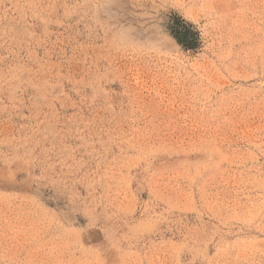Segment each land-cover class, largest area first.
Here are the masks:
<instances>
[{
  "label": "rangeland",
  "instance_id": "1",
  "mask_svg": "<svg viewBox=\"0 0 264 264\" xmlns=\"http://www.w3.org/2000/svg\"><path fill=\"white\" fill-rule=\"evenodd\" d=\"M0 264H264V0H0Z\"/></svg>",
  "mask_w": 264,
  "mask_h": 264
}]
</instances>
